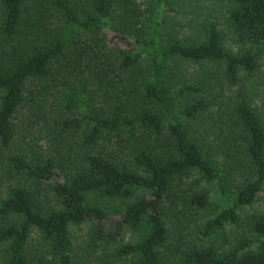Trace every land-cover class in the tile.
<instances>
[{"label": "trees", "instance_id": "obj_1", "mask_svg": "<svg viewBox=\"0 0 264 264\" xmlns=\"http://www.w3.org/2000/svg\"><path fill=\"white\" fill-rule=\"evenodd\" d=\"M262 61L264 0H0V264H264Z\"/></svg>", "mask_w": 264, "mask_h": 264}, {"label": "rangeland", "instance_id": "obj_2", "mask_svg": "<svg viewBox=\"0 0 264 264\" xmlns=\"http://www.w3.org/2000/svg\"><path fill=\"white\" fill-rule=\"evenodd\" d=\"M219 27L221 28L222 31L224 30V24L223 23H220ZM226 41L228 42V40H226ZM263 74H264V61H262L261 66L259 67V70H257L255 77L253 74L252 79H250L248 81L260 83L264 79V76H262ZM248 81L246 80V82H248ZM261 86H262L261 84H258L259 88H261ZM244 176H245V174H244ZM257 208L264 209V200L263 199H258L252 203V211H255ZM87 228H88L87 223L86 224L82 223V224L71 227L72 241H74V243L79 244L78 247H82V245H83V241L85 239V234H86ZM130 234H131L130 231L125 232L123 239L124 240L129 239V237H131ZM78 253L79 254L75 255L76 262H80L81 258L82 257L84 258L86 256L85 252L82 250H78ZM86 258H88V257H86Z\"/></svg>", "mask_w": 264, "mask_h": 264}]
</instances>
